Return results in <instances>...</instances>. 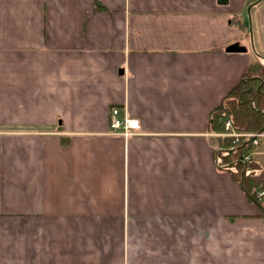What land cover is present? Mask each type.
<instances>
[{
    "label": "crops",
    "instance_id": "1",
    "mask_svg": "<svg viewBox=\"0 0 264 264\" xmlns=\"http://www.w3.org/2000/svg\"><path fill=\"white\" fill-rule=\"evenodd\" d=\"M255 1L0 0V264H264L209 128Z\"/></svg>",
    "mask_w": 264,
    "mask_h": 264
},
{
    "label": "trees",
    "instance_id": "2",
    "mask_svg": "<svg viewBox=\"0 0 264 264\" xmlns=\"http://www.w3.org/2000/svg\"><path fill=\"white\" fill-rule=\"evenodd\" d=\"M258 70H245L241 81L225 96L221 103L210 113L209 128L211 133L224 131V120L229 119L232 129L238 132H256L264 129V65L257 62ZM218 148H233L232 153L218 152V165H226L236 159H241L243 146L240 139L235 142L233 137L217 136ZM217 149V148H216ZM215 149V150H216ZM242 176V163H234L231 167L221 170L230 172L241 182V188L249 201L261 207L264 218V204L258 192H264V165L249 159ZM218 168V166H217Z\"/></svg>",
    "mask_w": 264,
    "mask_h": 264
},
{
    "label": "built area",
    "instance_id": "3",
    "mask_svg": "<svg viewBox=\"0 0 264 264\" xmlns=\"http://www.w3.org/2000/svg\"><path fill=\"white\" fill-rule=\"evenodd\" d=\"M257 4H260L261 12L264 14V0H259ZM108 125L109 134L111 135H118L123 133L126 134L128 130L138 128L137 121L125 117H119V109L116 107H113L110 111V119ZM214 135L221 137H233L235 139V142H238V140L240 139L243 146L241 159L247 162L249 159H255L253 150L260 144L262 140H264V129L257 132H238L232 129L230 121L226 119L224 123V131L221 133H215ZM258 195L261 196V193L258 192Z\"/></svg>",
    "mask_w": 264,
    "mask_h": 264
},
{
    "label": "rangeland",
    "instance_id": "4",
    "mask_svg": "<svg viewBox=\"0 0 264 264\" xmlns=\"http://www.w3.org/2000/svg\"><path fill=\"white\" fill-rule=\"evenodd\" d=\"M250 15L253 21L256 23V27L253 31L254 36L252 35V41L250 40V29L242 37V42L246 44L249 57L248 66L250 70H258L257 59L259 58L260 62L264 63V14L261 12L260 4L254 5L253 9L250 11ZM249 21L247 19L246 24L244 25L245 29H248ZM254 41V45H253ZM247 66V67H248ZM257 132V131H256ZM217 142V141H215ZM259 146V145H258ZM260 146H264V140L260 142ZM262 198V197H261Z\"/></svg>",
    "mask_w": 264,
    "mask_h": 264
},
{
    "label": "water",
    "instance_id": "5",
    "mask_svg": "<svg viewBox=\"0 0 264 264\" xmlns=\"http://www.w3.org/2000/svg\"><path fill=\"white\" fill-rule=\"evenodd\" d=\"M258 1H259V0L255 1V3H253L251 6H249L248 9H250L253 5H256ZM217 2H218L219 4L226 5L227 2H228V0H217ZM246 51H247L246 47L243 46V45H240L238 42L231 43V44H229V45H227V46L225 47V52H227V53H245ZM233 151H234L233 148H230V149H227V148H219V149H217V150L214 152V163H215L216 165H218V164H217V162H218V158H217V154H218V152L232 153ZM236 162H237V163H242V164H243V169H242V171H241V180H242L243 173H244L245 168H246V166H247V163H246L245 161H243L242 159H236V160H234L233 162L228 163V164H226V165H222V166H219V165H218V167H220V168H223V167H231V166H232L234 163H236ZM258 207L261 209L260 206H258Z\"/></svg>",
    "mask_w": 264,
    "mask_h": 264
},
{
    "label": "bare ground",
    "instance_id": "6",
    "mask_svg": "<svg viewBox=\"0 0 264 264\" xmlns=\"http://www.w3.org/2000/svg\"><path fill=\"white\" fill-rule=\"evenodd\" d=\"M225 120H226V119H225ZM225 120H224V123H225ZM228 120H229V119H228ZM229 121H230V120H229ZM230 123H231V122H230ZM231 127H232V126H231ZM259 193H261V194H262V193H263V191H260Z\"/></svg>",
    "mask_w": 264,
    "mask_h": 264
}]
</instances>
